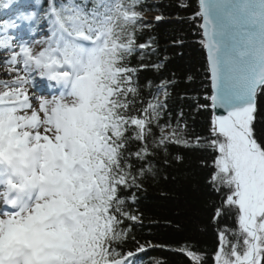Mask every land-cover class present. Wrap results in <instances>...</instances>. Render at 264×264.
<instances>
[{
    "label": "snow or ice",
    "instance_id": "snow-or-ice-1",
    "mask_svg": "<svg viewBox=\"0 0 264 264\" xmlns=\"http://www.w3.org/2000/svg\"><path fill=\"white\" fill-rule=\"evenodd\" d=\"M196 3L191 19L206 50L211 106L226 113L212 120L213 136L206 141L217 153L210 186L217 192L228 189L212 219L224 215L227 205L236 209L239 224L227 250L226 230L219 231L215 264H264V141L258 142L254 131L257 100L264 96V0ZM19 4L35 7L33 0ZM146 10V0H92L90 8L75 0H51L26 17L39 13L45 38L13 47L3 33L0 49L9 56L0 61L7 68L0 76V155L5 141L37 153L45 184L30 205H0V250L54 243L64 250L58 264H145L141 254L158 246L138 240L133 231L143 226L136 192L169 166L170 145L189 147L191 141L177 131L179 122L175 128L170 120L161 123L171 80L162 78L152 99L136 106L138 71L159 72L168 59L129 64L134 53L144 61L146 49L156 51L154 37L138 43L137 33L152 26L144 20ZM164 19L155 17L157 23ZM172 43L183 46L182 40ZM45 86L53 94H42ZM56 161L58 169L52 167ZM126 191L129 195H122ZM57 236L64 242H54ZM182 254L202 264L196 253Z\"/></svg>",
    "mask_w": 264,
    "mask_h": 264
},
{
    "label": "trees",
    "instance_id": "trees-1",
    "mask_svg": "<svg viewBox=\"0 0 264 264\" xmlns=\"http://www.w3.org/2000/svg\"><path fill=\"white\" fill-rule=\"evenodd\" d=\"M47 1L49 3L50 0L45 2ZM33 2L37 3L36 0ZM41 2L44 0L39 3ZM67 2L68 0H56L57 4ZM16 3L19 0H15ZM182 3H191V7L178 6ZM6 4V0H0V18L8 13L5 10ZM146 6L150 10H146L144 16L154 13L165 17L158 23L152 21L150 28L137 33L138 43L154 37L156 51L152 53L150 49H146L145 52H149V55L144 61L139 59V53H134L129 57V64L151 65L165 55L168 59L159 72L151 67L138 71L136 80L140 98L136 106L141 107L152 99L156 84L162 78L171 80L174 87L170 89L168 106L164 109L161 123L170 120L172 128H175L179 122L177 131L184 139L191 141V145H170L169 166L160 170L158 176L145 180L143 189L136 192L138 203L135 208L142 216L143 226L136 227L133 231L138 240L158 245L141 254L142 257H147L145 264H157V261L159 264H195L191 257L182 254L189 250L202 257V264H215L219 231L226 230L229 241V245L225 246L227 250L237 239L233 233L238 230V216L225 205V214L218 220L212 219L215 209L221 203V193L227 192V189L222 187L220 192L214 191L208 181L214 166L213 158L217 153L206 143L213 136L212 93L199 29L191 19L197 3L196 0H146ZM14 10L22 11L21 6L14 7L12 11ZM9 17V20H13L15 14ZM174 40H182L183 46H173ZM149 81L152 82V87H146ZM204 105L207 107H202ZM178 113L181 115H177ZM171 130L169 128L166 131ZM153 131L159 135L158 129L154 128ZM254 131L258 142L264 141V96L258 97ZM130 147L135 151L137 142H131ZM176 156L181 159H174ZM130 159L134 165L139 166L134 158ZM157 168L159 169V164ZM122 195L128 196L129 192Z\"/></svg>",
    "mask_w": 264,
    "mask_h": 264
},
{
    "label": "clouds",
    "instance_id": "clouds-1",
    "mask_svg": "<svg viewBox=\"0 0 264 264\" xmlns=\"http://www.w3.org/2000/svg\"><path fill=\"white\" fill-rule=\"evenodd\" d=\"M24 14L33 15L34 10ZM3 23L0 21V24ZM40 163L37 153L5 141L3 154L0 155V205H7L9 201L16 202L13 206L34 203L41 186L45 184L40 180ZM52 167L58 169L60 162H54ZM63 254L64 250L54 243L36 247L10 245L0 250V264H58Z\"/></svg>",
    "mask_w": 264,
    "mask_h": 264
},
{
    "label": "bare ground",
    "instance_id": "bare-ground-1",
    "mask_svg": "<svg viewBox=\"0 0 264 264\" xmlns=\"http://www.w3.org/2000/svg\"><path fill=\"white\" fill-rule=\"evenodd\" d=\"M44 1H46V0H44ZM51 2V0L49 1V3ZM38 10H39V7H36ZM33 10V9H32ZM30 11V10H29ZM30 16H32L31 14H30ZM35 20H37V17L36 18H33L32 20H28V19H26V16L23 14V13H18V12H16L15 11V26L18 28V27H22V25H24V27L22 28V30H21V32H20V34H19V36L18 35H16V33L15 34H13L14 32H13V28H12V24H11V28L12 29H8L7 30V33H9V34H13V36L15 35V37H11V39L10 40H12L13 42H21V41H26V40H29L28 38L29 37H31L32 36V38L33 37H35V36H38V37H43L42 35H41V31H40V29H38L37 30V32L36 33H32V32H30L31 31V29H32V27H30V23L31 22H33V21H35ZM16 21H18V22H16ZM22 25H21V24ZM29 28V30L30 31H28V30H25L24 28ZM2 50V49H1Z\"/></svg>",
    "mask_w": 264,
    "mask_h": 264
},
{
    "label": "rangeland",
    "instance_id": "rangeland-1",
    "mask_svg": "<svg viewBox=\"0 0 264 264\" xmlns=\"http://www.w3.org/2000/svg\"><path fill=\"white\" fill-rule=\"evenodd\" d=\"M156 16H158V15H157V14H154V13H150V14L145 15V16H144V19H145V21L152 22V21H155V17H156ZM18 28H20V27H18ZM15 31H16V30H15ZM15 31H13V32H14L13 34H15ZM13 34H8L10 39H11V37H15V35L13 36ZM2 37H3V36H0V38H2ZM41 38H43V37H41ZM19 43H20V42H14V43H13V47H16ZM8 56H9V53H8L7 51H5V50H3V49H2V50L0 49V61L5 60ZM5 71H7V68L4 67L3 65H0V76H3V73H4ZM161 99H162V97H161ZM226 189H227V188H226ZM227 191H228V189H227ZM226 207L228 208L227 205H226ZM231 211H232L233 213H237V211H236L235 208L231 209ZM237 220H238V218H237ZM238 231H239V224H238V230H237V232H238ZM53 241H54V242H57L55 237L53 238Z\"/></svg>",
    "mask_w": 264,
    "mask_h": 264
},
{
    "label": "water",
    "instance_id": "water-1",
    "mask_svg": "<svg viewBox=\"0 0 264 264\" xmlns=\"http://www.w3.org/2000/svg\"><path fill=\"white\" fill-rule=\"evenodd\" d=\"M204 51H205V55H206V50L204 49ZM206 61H207V60H206ZM209 78H210V76H209ZM210 85H211V80H210ZM211 93L214 94V93H213V89H212V87H211ZM257 102H258V100H257ZM211 108H212V107H211ZM212 111H213L214 118H215V116H217V115L226 114L225 111H224V109H222V108H216V109H213V108H212Z\"/></svg>",
    "mask_w": 264,
    "mask_h": 264
}]
</instances>
